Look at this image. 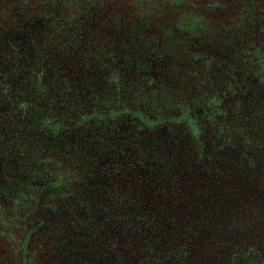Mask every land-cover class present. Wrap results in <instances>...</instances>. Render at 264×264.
<instances>
[{
  "label": "flooded vegetation",
  "instance_id": "af4514ba",
  "mask_svg": "<svg viewBox=\"0 0 264 264\" xmlns=\"http://www.w3.org/2000/svg\"><path fill=\"white\" fill-rule=\"evenodd\" d=\"M162 23L79 184L95 222L51 236L48 186L0 178V264H264V0Z\"/></svg>",
  "mask_w": 264,
  "mask_h": 264
},
{
  "label": "trees",
  "instance_id": "16d2710c",
  "mask_svg": "<svg viewBox=\"0 0 264 264\" xmlns=\"http://www.w3.org/2000/svg\"><path fill=\"white\" fill-rule=\"evenodd\" d=\"M205 2L0 0L1 183L48 186L34 196L45 204L23 216L42 208L51 236L81 226L80 217L95 222L79 184L121 98L138 92L148 37ZM35 242L49 243L47 235Z\"/></svg>",
  "mask_w": 264,
  "mask_h": 264
}]
</instances>
